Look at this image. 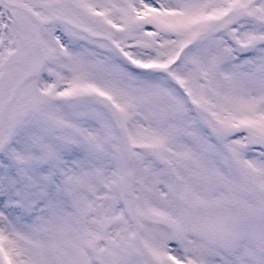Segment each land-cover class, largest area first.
Instances as JSON below:
<instances>
[{"label": "snow or ice", "instance_id": "snow-or-ice-1", "mask_svg": "<svg viewBox=\"0 0 264 264\" xmlns=\"http://www.w3.org/2000/svg\"><path fill=\"white\" fill-rule=\"evenodd\" d=\"M0 264H264V0H0Z\"/></svg>", "mask_w": 264, "mask_h": 264}]
</instances>
